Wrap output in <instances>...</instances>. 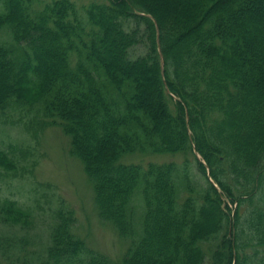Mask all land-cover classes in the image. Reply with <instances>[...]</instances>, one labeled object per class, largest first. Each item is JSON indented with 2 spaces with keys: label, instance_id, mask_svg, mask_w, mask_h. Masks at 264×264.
I'll list each match as a JSON object with an SVG mask.
<instances>
[{
  "label": "trees",
  "instance_id": "obj_1",
  "mask_svg": "<svg viewBox=\"0 0 264 264\" xmlns=\"http://www.w3.org/2000/svg\"><path fill=\"white\" fill-rule=\"evenodd\" d=\"M12 116L60 128L126 248H90L61 198L30 234L38 214L4 197L0 264H264V0H0ZM13 142L8 173L33 160Z\"/></svg>",
  "mask_w": 264,
  "mask_h": 264
},
{
  "label": "rangeland",
  "instance_id": "obj_2",
  "mask_svg": "<svg viewBox=\"0 0 264 264\" xmlns=\"http://www.w3.org/2000/svg\"><path fill=\"white\" fill-rule=\"evenodd\" d=\"M11 120H15V116L5 121V125L0 124L6 130L5 134H0V147L6 148L7 142L14 141L13 144L20 145L19 148L29 149L35 161L20 160L16 171L11 173L0 168V205L4 197H7L32 207L39 217L34 224L35 228L31 227L29 231L30 234H36L45 229L41 222L42 212L54 206L57 199L61 198L74 210V230L79 237L96 252L110 259L120 258L126 242L119 238L110 224L98 218L93 204L92 186L80 161L69 155L67 139L60 128L47 126L35 135H29L20 124L11 127ZM128 158L137 161L139 155ZM147 158L158 160L166 159L167 156L150 155ZM234 206L235 203H228L231 211ZM14 229L0 224L1 231L19 232L18 227Z\"/></svg>",
  "mask_w": 264,
  "mask_h": 264
}]
</instances>
